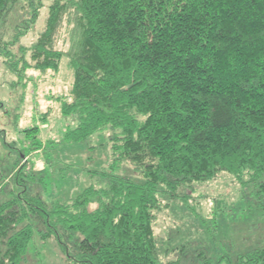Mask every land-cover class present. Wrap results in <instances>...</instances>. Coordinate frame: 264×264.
I'll list each match as a JSON object with an SVG mask.
<instances>
[{
  "label": "trees",
  "instance_id": "obj_1",
  "mask_svg": "<svg viewBox=\"0 0 264 264\" xmlns=\"http://www.w3.org/2000/svg\"><path fill=\"white\" fill-rule=\"evenodd\" d=\"M46 5L23 63L58 69L68 55L63 142L109 131L112 158L69 199L25 187L0 202V264L27 259L36 231L67 264H264V240L235 257L178 247L168 258L154 232L164 196L224 172L264 201V0H0V27L14 14L17 39ZM66 20L68 51L56 47Z\"/></svg>",
  "mask_w": 264,
  "mask_h": 264
},
{
  "label": "rangeland",
  "instance_id": "obj_2",
  "mask_svg": "<svg viewBox=\"0 0 264 264\" xmlns=\"http://www.w3.org/2000/svg\"><path fill=\"white\" fill-rule=\"evenodd\" d=\"M50 1L45 0L46 4ZM47 13L46 5L36 23L17 39L14 14L0 27V202L25 187L41 192L49 201L69 199L94 180L93 170L103 168L112 158L109 131L87 142H63L66 128L74 125L71 117L61 113V100L73 83L68 55L58 69L41 70L23 63L24 59L33 61L31 51L24 53L20 46L29 48L36 41ZM72 26L65 21L56 47L69 50ZM5 48L20 71L9 68ZM32 127L37 128L26 131ZM32 141H40L41 147L29 149ZM45 227L42 223L41 229ZM154 232L163 257L173 258L178 247L191 252L202 247L214 260L227 253L235 257L264 240V201L252 200L236 178L224 172L195 183L187 195L180 191L164 196ZM71 241L68 237L70 254L75 250ZM65 254L55 238L42 239L36 231L29 256L20 264H67Z\"/></svg>",
  "mask_w": 264,
  "mask_h": 264
}]
</instances>
